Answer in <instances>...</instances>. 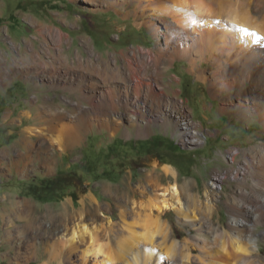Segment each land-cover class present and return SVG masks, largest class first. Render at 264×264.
Wrapping results in <instances>:
<instances>
[{
	"label": "rangeland",
	"instance_id": "obj_1",
	"mask_svg": "<svg viewBox=\"0 0 264 264\" xmlns=\"http://www.w3.org/2000/svg\"><path fill=\"white\" fill-rule=\"evenodd\" d=\"M126 9L132 6L115 8L87 0H0V59L6 56L10 61L27 39H33L35 23L32 19H36L50 25L52 34L57 36L61 32L72 39L65 43L69 56L76 51L87 56L80 40L85 36L91 41L93 58L101 66L106 65V59L112 67L116 65L114 59L121 64L124 56V61L130 60L134 67L140 68L143 54L152 56L158 47H165L163 34L166 31L157 17L151 19L152 27L145 23L135 24L133 16L124 15ZM154 27L162 32H155ZM43 37L58 49L48 31ZM44 38L34 39L36 47ZM190 57L197 59L199 55L193 51ZM189 61L177 57L168 63L162 60L159 66L160 70H166L162 85L156 91L168 95L172 101L167 102L174 113L157 118L146 113L140 115L135 107L128 110L121 107L119 110L126 109L135 119H119L113 113L107 116L108 127L99 124L100 119L96 117L90 116L92 126H88L86 119L79 122L76 114H68L65 123H61L72 127L79 122L80 128L83 127L80 140L62 151L55 150L45 139H27V126H41L46 122H36L25 112L34 115L35 106L45 100L46 104L60 107L74 102L87 107L88 103L80 101L79 92L71 93L61 86L51 88L47 79L38 78V83L34 84L31 73H27L31 69L19 62L11 69H4L5 74L0 77V264L80 263L86 241L77 242L75 250L68 254L65 251L60 256L57 243L58 237L72 224L80 200L88 195H92L95 202L86 200L84 219L100 224L105 222L104 216H108L116 222L112 230L103 228L99 239L107 242L111 251L118 255L127 233L120 222V210H124L134 223L136 231H142L146 212L138 206L133 207L132 201L145 202L159 187L173 181L177 183L184 205L194 207L198 219L183 220L172 210L164 211L161 220L170 231L167 245L171 241L179 248L187 244L193 260L208 258L216 249L219 237L226 232V236L238 234L247 245L255 239L257 250L250 257L264 264V207H261L264 205V177L249 175L259 164L250 161V157L260 159L264 154V126L252 108L241 112L236 106L238 100L248 104L243 96L237 95L249 82L219 93L212 83V65L198 60L196 68L191 70ZM200 73L209 79H198ZM226 97L232 99L230 104L223 102ZM224 104L230 106V110L221 113L219 108ZM261 106L264 107V102ZM184 122H193L203 134L202 142L186 141ZM61 127L60 122L54 121L49 131ZM23 138H26L25 144L21 142ZM18 152L22 155L16 154ZM24 155L26 159H22ZM44 157H49L51 162L42 161ZM165 163L175 168V179L163 172ZM218 171L220 176L215 177ZM211 181L218 186L212 188ZM105 186L120 189L116 191ZM206 188L214 206L210 213L204 195ZM249 207L254 211L248 212ZM243 217L250 225L234 228L232 222ZM200 234L210 235L215 240L204 244ZM160 241L158 236L150 264L156 261L159 253L165 256L163 245L158 244ZM124 256L130 258L129 253ZM142 257L144 259V255ZM85 261L86 264H107L104 255L92 252L87 253ZM112 264H124V258Z\"/></svg>",
	"mask_w": 264,
	"mask_h": 264
},
{
	"label": "bare ground",
	"instance_id": "obj_2",
	"mask_svg": "<svg viewBox=\"0 0 264 264\" xmlns=\"http://www.w3.org/2000/svg\"><path fill=\"white\" fill-rule=\"evenodd\" d=\"M87 1L97 2V4L105 6L109 4L115 8L123 5L132 6V9L123 10V13L126 17L133 16L134 23L137 25L145 23L152 27L154 24L151 19L159 18L160 22L164 23V30L166 31L163 34L165 47H158L152 56L143 54L140 57L139 55L140 68L134 67L130 60L124 61V56L121 64H117V60L114 59L116 65L112 67L106 59V65L103 67L93 58L95 53L89 38L80 37L81 44L87 51L86 57L79 51L69 56L65 43L72 41V39L61 32L56 36L52 34L50 25L32 19L35 23V36L33 39L26 38L25 45L18 48L17 53L12 56L10 61L6 56L1 57L0 77L5 74L4 69H11L14 63L19 62L25 68L31 69L27 73H31L30 77L34 84L38 83V78L47 79L51 88L61 86L65 90H70L71 93L72 91L79 92L80 101L84 100L88 105L84 107L74 102L68 107H60L46 104L48 103L46 100L40 106L34 105L35 114L31 115L30 111H27L25 115L34 118L36 122H46L47 124L27 126L25 131L26 137L28 136L27 139L31 137L45 139L55 150L62 151L80 140V131L83 127L80 128V121L83 122L86 119L88 126H92L89 120L90 116L99 118V124H105L108 127L110 124L107 116H111L113 113L119 119L134 120L135 117L126 111L130 107L137 108L140 115L146 113L157 118L174 113L173 108L169 106L170 104L168 105V102L171 103L172 100L168 99V95L163 91H156V88L162 85L161 80L166 70H160L159 66L162 60L168 63L174 61L177 57L190 59L189 68L191 70L196 68L198 60L211 64L213 67L211 71L212 83L219 93L232 87L244 86L246 82H249L245 89L237 95L243 96L248 104L238 100L236 106L241 112L253 109L254 113L259 114L258 119L261 120L264 126V107L261 106V103L264 102V0ZM140 18H142V21ZM154 30L155 32H162L158 27H154ZM46 31L53 36L52 41L56 46L58 45L57 50L43 37ZM36 38L39 40L44 38L45 40L43 39L42 44L36 47L34 40ZM48 51L49 56L47 55ZM193 51L198 53L199 58H189ZM44 56H46V59ZM53 70H59V72L56 73ZM197 78L202 81L207 79L202 73L198 74ZM223 102L230 104L232 99L226 97ZM121 107L126 109L124 111L120 109V111L119 108ZM229 107L224 104L219 108V111L223 113L230 110ZM68 114L78 116L79 122L75 126L66 127L63 124ZM54 121L60 122L62 127L55 131H49V127L53 125ZM192 123H183L182 127L183 133L186 135V141L191 144L200 143L203 134ZM21 142L25 144L26 138H23ZM2 154L7 155L8 153L2 151ZM16 154L22 155L20 152ZM26 156L24 155L22 159H26ZM48 158L44 157V160H42L43 158L41 160L49 163L50 159ZM250 161L256 163V165L259 164L257 168L249 171V175L252 178L264 177V154L260 156V159L251 156ZM162 170L165 175L171 176L173 179L177 177L175 168L169 163L163 164ZM241 174L244 175V173ZM214 175L219 177L220 172L218 171ZM232 175L236 176L237 173ZM151 179L153 180V178ZM210 185L212 188L218 186L215 181H211ZM105 188L116 191L120 189L117 186H105ZM204 195L210 213L214 206L210 200L208 188L205 189ZM181 196L177 183L173 181L159 187L154 195L145 202L132 201L133 207L138 206L139 209L143 208L146 212L142 220V231H136L134 223L126 217L124 210H120V222L127 233L122 239V245L120 244L121 253L116 255L111 251L107 242L99 239L101 230L106 227L112 230L116 222L108 216H104L103 213L104 223L87 222L84 219L86 200L89 203L95 202L94 197L88 195L80 200V208L77 210L72 224L58 237L59 250L58 253H55L60 256L61 253L66 251L68 254L73 249L75 250L77 242L86 241L87 247L82 250L83 258L77 264H86V255L89 252L94 255H104L107 264H112L118 258H124V264H150L154 243L159 236L161 241L158 244L163 245L165 256L159 253L153 264H194L193 262L195 264H198L196 262H199V264L260 263V261L250 257L257 250L255 239L252 238L250 245H247L238 238V234L226 236L227 232L224 233L215 242L217 246L214 251L210 252V257L197 258L194 259L195 261L189 256L187 244L179 248L175 241H171L167 245L165 242L169 239L170 231L168 226L163 224L161 220L164 211L172 210L183 220L198 219L195 208H186ZM69 202L70 199H68ZM258 205L260 206L261 203H258ZM258 205L255 209L258 208ZM64 207L68 208V205L65 204ZM261 207H264V205L262 204ZM248 209V212L254 211V208L251 210L249 207ZM238 225L248 226L250 223L247 218L243 217L232 222L234 228H237ZM199 236L204 244H207L208 240H215L210 235L200 234ZM142 244L143 247L140 246ZM177 252L181 255H178ZM125 253L130 254L129 259L124 256ZM66 258H69V256H66Z\"/></svg>",
	"mask_w": 264,
	"mask_h": 264
},
{
	"label": "trees",
	"instance_id": "obj_3",
	"mask_svg": "<svg viewBox=\"0 0 264 264\" xmlns=\"http://www.w3.org/2000/svg\"><path fill=\"white\" fill-rule=\"evenodd\" d=\"M70 196H72L73 197V195H70ZM73 199H76L75 197H73Z\"/></svg>",
	"mask_w": 264,
	"mask_h": 264
},
{
	"label": "crops",
	"instance_id": "obj_4",
	"mask_svg": "<svg viewBox=\"0 0 264 264\" xmlns=\"http://www.w3.org/2000/svg\"><path fill=\"white\" fill-rule=\"evenodd\" d=\"M0 89H1V87H0ZM3 96V95H2Z\"/></svg>",
	"mask_w": 264,
	"mask_h": 264
}]
</instances>
